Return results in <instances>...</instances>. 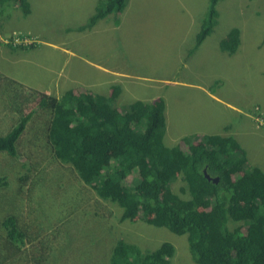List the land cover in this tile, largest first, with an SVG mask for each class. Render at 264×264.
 <instances>
[{"label":"rangeland","instance_id":"obj_1","mask_svg":"<svg viewBox=\"0 0 264 264\" xmlns=\"http://www.w3.org/2000/svg\"><path fill=\"white\" fill-rule=\"evenodd\" d=\"M48 1L44 0L39 6H32L29 1L28 14L22 13L15 3L0 6V136L8 134L22 116L31 112V122L26 123L16 142V154L0 153V264H107L117 241L135 246L142 253L165 246L169 264H199L192 259L186 236H177L141 220H121L120 207L100 199L68 164L58 162L46 143L51 110L39 105L44 97L60 100L65 91L104 95L101 85L81 87L79 82L104 81L105 84L106 75L80 61L129 62L130 66L131 55L115 58L128 44L131 49L135 48V70L153 79L124 81L132 92V102L137 98L160 96L166 99L168 96V105L163 110L171 136L167 133L163 138L166 146L178 145L182 155L186 151V144L177 137L174 126L188 138L222 130L226 140L237 143L240 153L238 150L236 153H245L247 166L264 172V112L256 118L252 112L258 106L264 110V0H219L215 6L218 24L202 45L214 47L231 28L242 25L245 20L241 50L244 55L232 60L229 66L228 56L220 50L219 57L212 61L194 52L195 35L212 6L209 0H129L124 11L128 5L131 8L126 16L111 18L108 15L107 22L97 24L107 28L113 20L119 19L114 25H126V28L115 31L108 28L94 35L91 31L76 34L83 42L72 36L75 33H70L69 39L56 34L57 28H62L69 18L66 4L69 0H51L58 14L47 22ZM69 4L92 8L86 1L82 4L70 1ZM171 26L175 31L187 26L191 35L183 39L186 29L178 34ZM54 34V40L63 39V47L73 53L56 47L51 40ZM174 34L175 41L168 40V51L166 37ZM78 45H81L80 50L76 48ZM152 49L163 51L168 64H160L157 57L153 58ZM109 51L112 58L108 60ZM181 52V60L188 63L187 67L178 66V61L171 64ZM75 65L80 69L76 70ZM239 69L249 74L244 92L236 76ZM217 74H221V78ZM212 76L214 81L209 79ZM166 78L173 82L170 96L161 95L155 88L165 87ZM58 80L66 87H60ZM74 80L78 83H72ZM181 82L199 83L203 90L185 88ZM205 91L214 92L219 98L225 94L228 101L224 99V102L247 109L248 116H237L227 105L211 101ZM124 102L130 100L126 97ZM212 114L218 118L216 126L211 124ZM179 171L177 169L168 188L180 198L188 199L187 184ZM21 178H28V183L24 184ZM9 216L17 218L16 224L23 233L21 250L5 242L7 236L1 222ZM239 224V221L230 222L229 226Z\"/></svg>","mask_w":264,"mask_h":264},{"label":"trees","instance_id":"obj_2","mask_svg":"<svg viewBox=\"0 0 264 264\" xmlns=\"http://www.w3.org/2000/svg\"><path fill=\"white\" fill-rule=\"evenodd\" d=\"M28 2L0 0V6L15 3L28 14ZM128 2L98 1L85 26L91 28L108 15H120ZM209 2L212 6L195 35L194 52L218 24L215 6L219 0ZM240 33L239 28H231L218 43L228 58L238 52ZM39 106L51 110L47 129L53 157L71 164L100 199L120 207L121 220H141L186 236L192 259L199 264H264V172L246 167L245 153L238 155L233 140L204 136L202 143L192 144L186 135L181 138L187 145L183 155L178 145L166 146L162 97L152 103L136 100L117 111L103 95L79 97L67 91L58 103L44 97ZM30 118V113L22 116L17 126L0 136V153L16 154V142ZM177 169L185 178L188 199L168 188ZM204 169L211 180L204 176ZM214 177L217 183L212 182ZM21 181L27 184L29 179ZM238 221L241 224L230 228V222ZM15 222L9 216L1 227L6 244L21 250L23 233ZM167 253L165 246L142 253L117 241L107 264H169Z\"/></svg>","mask_w":264,"mask_h":264},{"label":"crops","instance_id":"obj_3","mask_svg":"<svg viewBox=\"0 0 264 264\" xmlns=\"http://www.w3.org/2000/svg\"><path fill=\"white\" fill-rule=\"evenodd\" d=\"M29 1H30V4L32 6H39L44 0H29ZM59 1L65 2L64 0H58V2ZM70 1H73L76 4H82L84 1H86V2H88L89 8H91V7L92 8L91 9H88L87 7L80 8V7L76 6V5L69 4ZM98 1H100V0H69L68 3H66L68 8H69V18L66 21V23L63 25L62 28H57V33L56 34L65 36L66 38L69 39V37L71 36L70 33H75L74 35L72 34V36H75L76 34L80 35V33H84L85 31H91L92 35H94V34L98 33L99 31H104V30H106L108 28H111V31H115L116 28H126L127 27L126 25H117V26H115L114 24L117 23L119 19L113 20L114 23L108 25L107 28H101L100 25H97L98 23L102 24V23L107 22V18L108 17H105L104 19L98 21L91 28L90 27H86L85 25L87 24L89 18L95 13L96 4L98 3ZM48 6H49L48 9L50 11H48V16L46 18L47 22H48L49 19L52 21L53 18H56L57 14H58L57 11H56V4L55 3H53L51 0H49L48 1ZM130 8H131V6L128 5L127 9L124 11L125 13L122 14L123 13L122 12V13H120V15H117V16L120 17L122 15L121 18H123L124 16L127 15V12L130 10ZM181 8H184L185 10H187V8L185 6H181ZM113 16H115V15L111 14V18ZM244 22H245V20L243 21L242 25L235 26L236 28H239V30L241 32L242 46L240 47V49H239L237 54L229 56L228 66H229V64L231 63L232 60H235L237 58H241L244 55L242 53V51H241L242 47H243V34H242L243 31L241 29H243ZM81 27H84V28H81ZM185 29H186V34L182 38L183 39H187L191 35L189 32H187L188 30H191L190 28H187V26H186V27H183L181 29H178V31H175L174 27H172V31L174 33L178 32V34L181 31H184ZM12 31H15V29H12ZM210 36H208L207 38L209 39ZM77 37H79V36H75L76 40L83 42V38L80 39V38H77ZM0 38H1V36H0ZM175 38H176L175 34L173 36H169L168 35L166 37V46L165 47H166V49L168 51H170V48L168 46V40L170 39V40H172V42H174ZM40 39H43V38H40ZM54 39H56L55 38V34L51 35V40H52V42L54 44H56V47H61L63 51H69L68 48H64L63 47V41H64L63 39H58V40H54ZM0 41H1V39H0ZM76 48H78V50H80L81 49V45H78ZM92 50L94 51V49H92ZM92 50H90V51H92ZM219 50L220 49H219L218 43L215 44L214 47L212 45H206V44L202 45V43H201L198 46V48L195 51V53H199L200 54V58H205L207 60L212 61L213 58H218L219 57ZM69 52L73 53L71 51H69ZM223 53L226 54L225 52H223ZM134 54H135V48L133 47V49H131V47L128 44H125L123 49L118 51L116 53V55H115V58L120 56V55H131V58H133V59H132V63H130V66H129V62L128 63L127 62L117 63L115 61H113V62L112 61H108V63L103 64L102 62H106V60H102V62L80 61L86 67H88L90 69H93V70H96L97 72L104 73L106 75L105 79H104L106 83L104 84V81L100 83V81H99V82L87 83V84H81V82H79V84L83 85V86H86V87H94V88L100 87V85H101L102 87L100 88V90L101 91L103 90V93H104L103 96L108 98V99H110V103L113 106V108L116 109V108L122 107V109L124 110L129 104L132 103V92L126 86L124 81L127 80V82H130L132 80H146V81H149V80L152 81L153 80L152 78H150V76L144 75V74H140L139 71L135 70V68L133 66V62H134V59H135V55ZM151 54H152L153 58H155V57L158 58V62L160 64H163V63L168 64L165 61V56H164V52L163 51H160V50L156 51L155 49H152ZM169 55L170 54H168V56ZM90 56H92V55H90ZM182 56H183V52H181V56H180V54H176L175 57L173 58V60L171 61V64L176 62V61H178V66L179 65H183V67H187L186 62L181 60ZM226 56H228V55L226 54ZM107 57H108V60H109V58H112L111 51H109L107 53ZM80 58H81V60H83V58L81 56H80ZM100 65H103L104 67H102ZM126 65H128V66H126ZM74 68L76 70H78V69H80V66L79 65H75ZM217 75H218V78H221V74H217ZM236 76H238L240 78L239 86L242 87L243 92H244L245 80L247 79L249 81V74L245 73L244 69H239V71L237 72ZM166 79L168 81V84H166L167 86L165 85V87H155V88H157L158 92L162 93L161 95L165 96V95L168 94L170 96L169 90L173 89V87H171L173 82H172L171 78H166ZM209 79L211 81H214V76H212ZM69 80H70V78H69ZM59 81L60 80H58L57 83L60 85V87H62V88L66 87V84L64 86H61V83ZM91 81H96V80H91ZM220 81H222V79H220ZM74 82H76V81L75 80L72 81V83H74ZM76 83H78V82H76ZM181 85H183L185 88L192 87V88H195V89L203 90L202 86L199 83L196 84V83H191V82H181ZM174 86L177 87L178 85H174ZM114 88H117V91L115 93L113 91ZM205 94L211 101H213V102H215L217 104L223 103V104L227 105L228 106L227 109L231 110V112L235 113L237 116H240L242 118L248 116V115H246L247 114L246 113L247 109H244V108L242 109V108L236 106L235 104H231L230 102H227V103L224 102L223 101L224 99L227 100L225 94H221L220 98L218 96H216L218 94H216L214 92H213V94L212 93H208V92H206ZM97 95H102V93L101 94H97ZM126 97L130 100V102H128V103L124 102ZM156 99H158V97H155V96H153L151 98H137V100H139V101L150 102V103H152ZM166 99H168V96L166 97ZM166 99H165V107L168 105ZM134 101H136V100H134ZM116 110L118 111V109H116ZM164 118L166 120L165 111H164ZM217 121H218V118L214 117V115L212 114L211 124L213 126H216ZM165 128H166V132H165L164 137H166L167 133H169V136H171V133L169 132L170 128L168 127L166 122H165ZM174 128L178 132V136L177 137L182 138L185 135V134L182 133V131H178L177 126H174ZM222 133H223L222 130H220V131H210V132H204V133H199V134H193L192 137H201L203 135H216V134L221 136V135H223ZM172 137L175 138V136H172ZM171 146H174V145H171Z\"/></svg>","mask_w":264,"mask_h":264},{"label":"clouds","instance_id":"obj_4","mask_svg":"<svg viewBox=\"0 0 264 264\" xmlns=\"http://www.w3.org/2000/svg\"><path fill=\"white\" fill-rule=\"evenodd\" d=\"M240 39H241V44H240V47L242 46V36H241V33H240ZM240 47H239V49H240ZM239 49H238V51H239ZM238 53V52H237ZM243 53V52H242ZM81 87H84V88H86V86H81ZM65 92H67V91H65ZM73 93V95H75V96H87V95H89V96H94V95H91V94H89V93H84V91L81 93V92H72ZM64 95V94H63ZM62 95V96H63ZM95 95H97V94H95ZM61 96V97H62ZM61 97H60V99H61ZM56 101H57V103H58V101H60L59 99H55ZM254 111H252L255 115L253 116L254 118H256V115H258V114H260L261 112H264V110L263 109H261L259 106L258 107H254ZM248 111V110H247ZM246 111V112H247ZM30 114H31V112H30ZM29 122H31V120L29 119ZM51 122V121H50ZM223 132V131H222ZM204 136H220V135H203V136H201V137H192L191 136V140L189 141L190 143H192V144H200V143H202V141H204ZM224 138L225 139V136L224 135H221V138ZM195 138V139H194ZM46 143H47V146H49V148L51 149V151H53L52 150V145L50 144V142H49V134H48V138H47V140H46ZM236 145H237V143H236ZM170 147V146H169ZM186 147H187V145H186ZM237 147H238V145H237ZM45 151H46V147H45ZM185 152H187V148H186V151ZM44 156H45V158H49V156H46V154H44ZM55 158V157H54ZM56 159V158H55ZM57 160V159H56ZM58 162H60V163H62V164H64V165H66V163H63V162H61V161H59L58 160ZM68 164V163H67ZM71 168H72V170L74 169L73 167H72V165L71 164H68ZM246 166H247V162H246ZM74 171V170H73ZM134 171H137V170H134ZM204 171V176L206 177V176H208L209 178H211L207 173H206V169H204L203 170ZM77 176V175H76ZM78 177V176H77ZM79 178V177H78ZM213 179V178H212ZM86 185V184H85ZM88 186V185H87ZM15 218V220H16V222H18L17 221V218L16 217H14ZM15 222V223H16ZM17 227H18V229H19V226H18V224H17ZM19 232H20V230H19Z\"/></svg>","mask_w":264,"mask_h":264},{"label":"flooded vegetation","instance_id":"obj_5","mask_svg":"<svg viewBox=\"0 0 264 264\" xmlns=\"http://www.w3.org/2000/svg\"><path fill=\"white\" fill-rule=\"evenodd\" d=\"M247 168H248V166H246ZM213 179H216V181H213L212 180V182H214V183H217L219 180H218V177H214ZM211 180V179H210Z\"/></svg>","mask_w":264,"mask_h":264},{"label":"water","instance_id":"obj_6","mask_svg":"<svg viewBox=\"0 0 264 264\" xmlns=\"http://www.w3.org/2000/svg\"><path fill=\"white\" fill-rule=\"evenodd\" d=\"M207 179H210L208 176H206ZM213 181H216V179H212Z\"/></svg>","mask_w":264,"mask_h":264}]
</instances>
